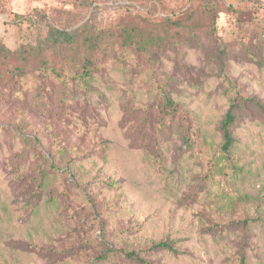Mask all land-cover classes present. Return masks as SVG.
Returning a JSON list of instances; mask_svg holds the SVG:
<instances>
[{
	"label": "rangeland",
	"instance_id": "obj_1",
	"mask_svg": "<svg viewBox=\"0 0 264 264\" xmlns=\"http://www.w3.org/2000/svg\"><path fill=\"white\" fill-rule=\"evenodd\" d=\"M263 108L264 0H0V264H264Z\"/></svg>",
	"mask_w": 264,
	"mask_h": 264
},
{
	"label": "trees",
	"instance_id": "obj_2",
	"mask_svg": "<svg viewBox=\"0 0 264 264\" xmlns=\"http://www.w3.org/2000/svg\"><path fill=\"white\" fill-rule=\"evenodd\" d=\"M188 19H180L177 21H172V24L175 26L184 27L186 29H190L191 25L188 23ZM146 27H150L149 25H144ZM138 28L133 27L129 32L128 36L130 38H134L135 34H138ZM155 37H146L150 35H144L142 36L141 40L137 41L139 43V49L146 52L149 50V48H155L156 46L158 48H162L165 44H171L172 43V35L169 33H162L158 30V28L155 30ZM149 38V39H148ZM47 46L55 50V48L60 47L59 53L62 55L60 56V62L64 64H73L72 61V51H74L77 48L85 49L87 50V54L83 57L84 60V72L83 74L85 76H90L91 69L90 65H95L96 62L94 59L90 57L91 52H99L103 50V37H97L94 36V34L88 32V31H82L80 32L78 30H66V29H60V28H51L49 30V39L46 42ZM42 47V46H41ZM43 48V47H42ZM44 50V48H43ZM75 60V56H74ZM39 70H45L49 72L51 70V74H57L58 76H64V67L57 68V66L52 63V60L46 59L45 60V66L44 67H38ZM34 72V71H33ZM19 74L21 76H27V71L20 68ZM76 76V75H75ZM166 103L169 107L174 108V101L171 99V97L164 92ZM237 99H234L233 104L228 109L226 115L224 116L220 129L224 136V142L222 144V150L226 154H230L233 148V144L235 141V137L233 134V125L235 124L238 113L237 110L239 108L240 103L244 101L241 97H236ZM264 110V108H263ZM157 248H167L171 249L173 251H178V249L173 246V244L167 240L159 241L154 245ZM126 255L129 258H139V255L135 252H127ZM140 260H144L143 258H140ZM147 263V261H144Z\"/></svg>",
	"mask_w": 264,
	"mask_h": 264
}]
</instances>
